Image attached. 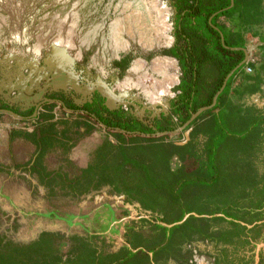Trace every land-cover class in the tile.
<instances>
[{"label": "rangeland", "instance_id": "374dc122", "mask_svg": "<svg viewBox=\"0 0 264 264\" xmlns=\"http://www.w3.org/2000/svg\"><path fill=\"white\" fill-rule=\"evenodd\" d=\"M139 1L0 0V84L11 81L21 85L22 92L14 93L27 99L41 87L43 80L58 78L63 80L54 82V87L48 89L50 94L61 90L81 100L82 87L102 83L114 94L125 96L124 100L150 113L166 112L177 98L182 79L178 60L166 55L175 47L174 2L163 0L169 10L172 43L157 50H145L135 43L127 52L119 53V58L107 59V49L101 43L107 28L95 34L89 29L100 23L107 26L115 17L139 10ZM261 6L264 9V1ZM262 18L259 23L255 19L248 23L256 25L260 34L264 33V14ZM243 38L246 43L253 42L250 34ZM57 40L63 44H59L61 51L52 47ZM94 56L102 57L101 62H92ZM157 56L173 59L178 68V82L170 97L154 104L134 90L124 94L118 91L116 85L134 59L151 61ZM251 61L257 63L256 59ZM99 95L105 99L101 92ZM236 101L242 103L241 111L246 108L264 111V98ZM111 104L105 99V106L110 108ZM55 108V111L44 108L45 112L60 116L55 120L58 125L53 137L55 148L50 147L51 153L45 158L54 170L41 168L44 176L39 177L35 172L0 168V264H215L213 244L205 237L217 236L223 224L210 220L208 203L227 195L235 184L245 182L249 174L246 167L233 161L238 150L234 141L226 142L220 149L222 172L216 188L191 186L181 192V202L193 211L190 215L197 217L191 215L194 219L187 227L173 229L168 240L162 242L160 225L171 227L163 223L170 221L164 214L170 211L171 203L163 187L157 192L146 179L170 183L174 180L173 173L186 174L187 162L172 161L171 172L167 144H162L164 149L156 144L129 145L91 121L79 120L74 115L66 117L62 106ZM224 115L235 127L236 110H225ZM207 118L205 115L199 123ZM21 126L31 127L29 119ZM184 135L183 139V135H178L166 141L182 144L188 139V132ZM204 142V137L197 136L192 146ZM139 201L147 203L150 209H144ZM254 243L263 244L264 238L259 236ZM246 250L245 256H252L253 264L255 250L252 247ZM197 258L202 261L198 263Z\"/></svg>", "mask_w": 264, "mask_h": 264}, {"label": "trees", "instance_id": "16d2710c", "mask_svg": "<svg viewBox=\"0 0 264 264\" xmlns=\"http://www.w3.org/2000/svg\"><path fill=\"white\" fill-rule=\"evenodd\" d=\"M172 1L177 14L175 47L166 55L176 58L181 67L182 79L177 89L179 93L172 106L173 114L181 115L183 123L198 109L211 104L226 75L243 59L242 52L222 47L219 32L223 36L224 45L230 48H238L242 41L239 37L227 39L223 30L215 24L217 18H231L238 10L241 14L238 21L246 25L259 15L264 0H233L230 8V0ZM238 71L227 80L225 88L217 97L216 105L191 122L190 142L181 148L170 147L167 159L171 154L177 155L182 164L187 162L188 170L186 174L175 173L174 180L162 186L171 203L170 211L164 214L170 221L163 222L171 227L160 225L163 229V242L168 240L173 229L187 227L194 219L190 215L193 211L181 202V192L191 186L216 188L222 172L219 154L222 145L228 141L238 145L233 161L249 170L246 181L235 184L227 195L225 193L223 197H216L208 203L210 220L223 224L217 236H204L213 244L215 264H252V256H245L248 253L246 248L252 247L255 250V239L259 236L264 238V111L256 108H246L242 112L236 110L235 127L229 122L230 118L224 115V110H235L234 106L225 102L224 97L232 77ZM248 92L253 93L254 89ZM205 115L208 118L199 123ZM197 136L204 137L205 142L193 147L192 140ZM146 182L156 189V180L147 178ZM139 203L144 209H150L147 203ZM185 215L189 217L181 225H176ZM263 250L264 247L258 252V264H261Z\"/></svg>", "mask_w": 264, "mask_h": 264}, {"label": "crops", "instance_id": "0c3cea01", "mask_svg": "<svg viewBox=\"0 0 264 264\" xmlns=\"http://www.w3.org/2000/svg\"><path fill=\"white\" fill-rule=\"evenodd\" d=\"M214 16L215 14L211 16L210 20ZM240 16L241 14L237 10L231 18L221 16L215 22L217 27L223 30L227 39L239 37L242 43L238 48L248 50L249 57L257 61L256 65L252 61L245 63L235 73L225 94V102L234 106L235 110L239 112L241 111L242 103H238L237 99H247L248 97L249 99L256 98L261 100L264 98V42H262L264 33L260 34L256 31V25H242L238 21ZM245 34H250L253 37L252 43H246L243 38ZM261 42L263 44L259 45ZM235 52L242 51L238 50ZM258 59L262 63L258 62ZM20 87L21 85L14 84L11 81L6 84H0V104L8 103L7 105L9 106L8 108H0V168L9 167L10 170L16 172L18 170L30 173L35 172L39 177H43L42 169L49 171L55 168L49 167L45 158L51 153L50 147H52L51 149L55 148L53 137H55L54 131L58 129L55 120L60 116L53 112L47 113L44 108L32 114L26 112V108L16 103L18 93L14 92L20 91L21 93ZM251 88L254 89L253 93L248 92ZM62 112L66 117L70 116L67 113L68 110L63 106ZM27 114L30 115L28 116ZM28 119L31 127L23 128L21 126L22 123L28 121ZM170 171L173 172L174 170L170 168ZM162 186H165V183L158 184L156 182L157 192H161L160 188Z\"/></svg>", "mask_w": 264, "mask_h": 264}, {"label": "flooded vegetation", "instance_id": "af4514ba", "mask_svg": "<svg viewBox=\"0 0 264 264\" xmlns=\"http://www.w3.org/2000/svg\"><path fill=\"white\" fill-rule=\"evenodd\" d=\"M261 5L259 8V15L255 16V21L258 23L263 19L262 17L264 14V9ZM263 40L262 42H264ZM55 76L60 77L58 74ZM62 80L63 79L58 78L55 80L52 79V77H48L45 81L43 80V83L41 82V87L36 89L35 92H32L27 99L16 96V103L21 107L26 108V112H29L30 114L41 108H51L53 111L55 106H63L67 108L68 114L76 116L79 120L91 121L94 124L103 127L107 132L111 134L115 133L116 137H121V142L125 141L133 146L149 145L153 147L156 144L160 147L165 143L168 148H181L189 143L192 131V128H189L191 123L186 128L182 130L179 129L188 121L191 115L182 123L180 119L181 115L173 114L172 103L166 112L159 110V113L157 114L156 110H153L150 113L140 105H136L138 109H134L131 105L124 106L120 103H114L108 108L105 106V99L103 100L99 95L100 90H97L98 88L100 89V85L88 86L86 88L82 87L84 96H82L81 100L79 98L75 99L71 94H66L61 90L57 94H50L48 89L54 87L56 82L58 83ZM69 80L71 83L73 82L72 79ZM35 94L36 97L33 96ZM7 104L8 103H1L0 108H8L9 106ZM185 132H188V139L185 143L177 144L172 141H166V138H173L178 135H183V139L185 138ZM154 138L158 139L153 140ZM145 139H149L150 141H146ZM166 147L163 146L162 148L164 149ZM169 160H171L169 163L171 169L172 161H181L177 155L172 154L169 156Z\"/></svg>", "mask_w": 264, "mask_h": 264}, {"label": "bare ground", "instance_id": "6f19581e", "mask_svg": "<svg viewBox=\"0 0 264 264\" xmlns=\"http://www.w3.org/2000/svg\"><path fill=\"white\" fill-rule=\"evenodd\" d=\"M138 4L141 6L139 10L127 16H117L107 26L100 23L92 26V30L89 28L93 34L98 30L103 33L107 28L106 35L101 37V43L107 49V59L117 58L119 53L127 52L135 43L142 45L145 50L151 48L157 50L162 45L172 43V37L169 35V10L163 0H151L150 3L140 0ZM57 41L53 42L52 47L61 51L59 44L62 42ZM92 60L99 63L102 57L94 56ZM129 65L125 77L116 85L121 94L134 90L154 104L171 96L172 89L178 82V68L173 59L163 56H157L151 61L134 59ZM196 260L198 263L202 261L199 258Z\"/></svg>", "mask_w": 264, "mask_h": 264}, {"label": "water", "instance_id": "95a60500", "mask_svg": "<svg viewBox=\"0 0 264 264\" xmlns=\"http://www.w3.org/2000/svg\"><path fill=\"white\" fill-rule=\"evenodd\" d=\"M233 6V0H230V7ZM209 24H210V19H209ZM212 28L216 29L215 27H213L212 25H210ZM217 30V29H216ZM219 36H220V43L222 45V47L226 48L224 46V40H223V36L222 34L219 32ZM263 43H259V45H262ZM231 51H242L244 57L242 59V61L237 64L235 66L234 69H232L227 75L226 77L224 78L223 82H222V85L221 87L219 88V90L215 93V95L213 96L212 98V102L209 106H206V107H202L200 109H198L195 113L191 114L190 118L188 119V121L179 129V130H182L184 128H186L192 121H194L197 117H199L202 113L212 109L215 105H216V100H217V97L218 95L223 91V89L225 88V85H226V82L227 80L232 76V74L236 71V70H239L246 62L250 61L251 58L249 57V51L246 50L245 48H227ZM100 85V89L98 88L97 90H100V92L104 95L105 99L108 100V102H111L112 104L114 103H120L122 105H131L134 109H138V107H136V105L124 100L125 96L123 97H120L119 95H116L114 94V92L108 87L106 86L105 84H102V83H99ZM165 107H168V104H165ZM163 111V110H161ZM165 112V111H163ZM159 113V110H156V114ZM192 216L194 217H197L196 214H191ZM189 217V215H185L181 221L177 222L176 225H180L182 224L187 218ZM264 222V221H263ZM252 226V225H251ZM251 226H248L249 228ZM264 247V243L263 244H258L256 245L255 247V252H254V263L253 264H257L258 263V252H259V249L263 248Z\"/></svg>", "mask_w": 264, "mask_h": 264}]
</instances>
